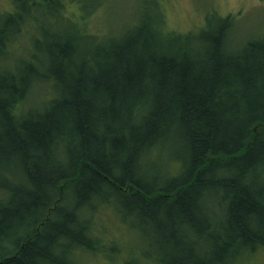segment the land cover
<instances>
[{
    "label": "trees",
    "instance_id": "16d2710c",
    "mask_svg": "<svg viewBox=\"0 0 264 264\" xmlns=\"http://www.w3.org/2000/svg\"><path fill=\"white\" fill-rule=\"evenodd\" d=\"M16 4L0 23V264L115 260L105 208L120 264L264 248V34L232 45L233 15L214 12L175 32L156 5L103 38L92 10Z\"/></svg>",
    "mask_w": 264,
    "mask_h": 264
},
{
    "label": "rangeland",
    "instance_id": "374dc122",
    "mask_svg": "<svg viewBox=\"0 0 264 264\" xmlns=\"http://www.w3.org/2000/svg\"><path fill=\"white\" fill-rule=\"evenodd\" d=\"M59 3L67 5L64 9L65 14L74 18L81 14L87 15L85 13L92 10L88 18L84 19L86 28L89 33L103 38L119 34L138 18L142 9L149 15H155L156 5L165 17L167 27L174 29L175 32L188 30L197 34L204 28L206 16L214 12L219 15H233L232 45L241 39L264 34V0H59ZM148 3L151 6L149 10L146 9ZM15 11H17L16 0H0V23L5 19L3 18L5 12ZM75 21H79V17ZM25 40H20L21 45H18L14 52L21 49ZM28 102L29 99L25 103ZM0 197H4L2 193ZM97 215L96 219L100 227H112L108 228V232L118 235L120 248L111 254L115 260L97 254L91 257L83 254L84 264H120V259L125 254L122 249V239L127 237L124 226L107 208L102 209ZM109 234L104 236L110 237ZM242 263L264 264V248L255 255L247 257Z\"/></svg>",
    "mask_w": 264,
    "mask_h": 264
}]
</instances>
